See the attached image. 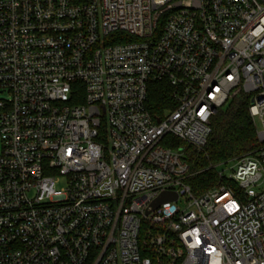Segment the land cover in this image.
<instances>
[{"label": "built area", "instance_id": "obj_1", "mask_svg": "<svg viewBox=\"0 0 264 264\" xmlns=\"http://www.w3.org/2000/svg\"><path fill=\"white\" fill-rule=\"evenodd\" d=\"M0 90V264H264V0H0ZM242 93L261 146L196 195L172 138Z\"/></svg>", "mask_w": 264, "mask_h": 264}, {"label": "trees", "instance_id": "obj_2", "mask_svg": "<svg viewBox=\"0 0 264 264\" xmlns=\"http://www.w3.org/2000/svg\"><path fill=\"white\" fill-rule=\"evenodd\" d=\"M174 104L172 88L166 82L150 83L147 108L154 117L167 108H173ZM249 105L250 98L244 93L230 99L214 116L212 132L202 150L187 147L182 141L172 138L174 148H183L191 171L187 182L194 194L198 195L215 185L217 165L253 153L261 146ZM98 140L106 143L103 134Z\"/></svg>", "mask_w": 264, "mask_h": 264}, {"label": "rangeland", "instance_id": "obj_3", "mask_svg": "<svg viewBox=\"0 0 264 264\" xmlns=\"http://www.w3.org/2000/svg\"><path fill=\"white\" fill-rule=\"evenodd\" d=\"M9 97V94L4 92V91H1L0 90V99H6ZM2 146V142H1V139H0V148ZM231 169H232V163H228V164H224V165H218L216 166V170L219 171V172H224L225 174H230L231 172ZM216 184V183H215ZM64 186V182H61L60 184H58V187H63ZM185 205V201L184 199L182 198L180 201H179V206L180 207H183Z\"/></svg>", "mask_w": 264, "mask_h": 264}, {"label": "water", "instance_id": "obj_4", "mask_svg": "<svg viewBox=\"0 0 264 264\" xmlns=\"http://www.w3.org/2000/svg\"><path fill=\"white\" fill-rule=\"evenodd\" d=\"M177 194L175 192H163L153 203V208H157L162 202L167 200H176Z\"/></svg>", "mask_w": 264, "mask_h": 264}]
</instances>
